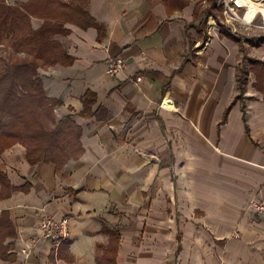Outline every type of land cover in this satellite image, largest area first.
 Here are the masks:
<instances>
[{
  "label": "crops",
  "instance_id": "crops-1",
  "mask_svg": "<svg viewBox=\"0 0 264 264\" xmlns=\"http://www.w3.org/2000/svg\"><path fill=\"white\" fill-rule=\"evenodd\" d=\"M203 2L88 0L106 34L67 24L60 39L74 62L39 73L62 101L57 117L83 127V153L60 168L31 165L21 143L1 154L11 185L32 186L0 196V224L6 214L15 230L0 264H101L114 232L116 264H264V212L248 207L264 200L263 95L246 91L248 134L236 100L242 47L205 28ZM111 56L127 62L116 75ZM88 90L104 119L82 115ZM42 209L69 219L57 250L40 237Z\"/></svg>",
  "mask_w": 264,
  "mask_h": 264
},
{
  "label": "trees",
  "instance_id": "trees-1",
  "mask_svg": "<svg viewBox=\"0 0 264 264\" xmlns=\"http://www.w3.org/2000/svg\"><path fill=\"white\" fill-rule=\"evenodd\" d=\"M207 1L210 3L208 15L214 16L217 0ZM33 18L42 19V25L35 28ZM68 23L83 29L96 27L100 39L106 34V26L90 13L88 0H27L15 4L0 0V48L4 47L6 52L10 48V52L13 50L25 54L8 62L0 56V156L7 148L21 143L26 147L27 159L31 165L46 162L60 168L70 159L81 157L84 149L81 141L83 127L74 120L72 114L57 117L55 107L62 101L50 97L43 80L39 78L40 68L58 63L69 66L74 62L60 39L72 32ZM221 30L239 43L245 61L248 56L245 40L228 29ZM258 41L255 40V43L259 47L263 45L264 41ZM240 69L241 66L237 79L241 92L236 100L243 101L244 121L250 134L246 119L248 106L245 103L247 75H254L253 87L263 95L264 100V60L250 59L249 69L245 74ZM243 74L246 75L245 78ZM82 101L83 116L105 118L106 110L103 107L93 111L97 101L93 91L88 90ZM229 110L230 107L227 113ZM31 186L29 182L20 187L12 186L6 173L0 169L1 197H9L16 190L27 192ZM0 226V242L8 235H15L6 214L3 215ZM118 238L117 232L112 233V242L106 254L98 258L101 264H116Z\"/></svg>",
  "mask_w": 264,
  "mask_h": 264
},
{
  "label": "rangeland",
  "instance_id": "rangeland-1",
  "mask_svg": "<svg viewBox=\"0 0 264 264\" xmlns=\"http://www.w3.org/2000/svg\"><path fill=\"white\" fill-rule=\"evenodd\" d=\"M201 8L202 9L200 15L202 18H206V22L204 23L206 29L208 28L212 31L214 29L217 30V28L219 27L225 28L245 40V46L248 56L245 61L242 59V63L239 64V66H241L240 70L243 71L244 74L249 69L250 59L256 58L264 60V17L261 14H258L257 17H255V19L253 20V22H246V20H243L244 14L246 12V6H239L236 0H217L216 9L213 10L214 16L211 17L208 15L210 9L209 1L204 0ZM255 40H261L263 42V45L259 47L255 43ZM3 48H0V56H2V60H4L5 62L13 60V58L16 56L23 57L25 55L21 52L17 53L13 50H11L10 52V48H8V52H6L7 49ZM244 74L243 78L246 77V75ZM247 77L248 84L246 91L250 90V87H253V83L255 80V77L252 73L247 75ZM39 78H41L40 73ZM252 89L255 88L253 87ZM237 91L240 92V89L238 88ZM246 96L247 92H245V97Z\"/></svg>",
  "mask_w": 264,
  "mask_h": 264
},
{
  "label": "built area",
  "instance_id": "built-area-1",
  "mask_svg": "<svg viewBox=\"0 0 264 264\" xmlns=\"http://www.w3.org/2000/svg\"><path fill=\"white\" fill-rule=\"evenodd\" d=\"M127 65L126 59L121 56H111L108 58L107 72L110 75H116L125 69ZM134 83L138 84L142 82V74H136L131 78ZM249 208L257 212H264V200L258 198H253L250 200ZM38 219V230L42 240L48 241L51 243L53 248L57 250L61 244L68 238L70 235L69 230V219L68 218H57L54 215L46 212L44 209L41 210ZM22 252L25 254L29 253V250L26 248L22 249Z\"/></svg>",
  "mask_w": 264,
  "mask_h": 264
},
{
  "label": "bare ground",
  "instance_id": "bare-ground-1",
  "mask_svg": "<svg viewBox=\"0 0 264 264\" xmlns=\"http://www.w3.org/2000/svg\"><path fill=\"white\" fill-rule=\"evenodd\" d=\"M239 6H246L244 19L246 22H253L258 14L264 17V0H236Z\"/></svg>",
  "mask_w": 264,
  "mask_h": 264
}]
</instances>
